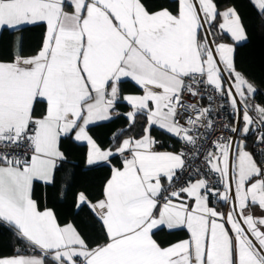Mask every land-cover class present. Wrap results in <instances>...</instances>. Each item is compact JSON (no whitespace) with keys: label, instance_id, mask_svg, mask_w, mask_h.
<instances>
[{"label":"snow or ice","instance_id":"obj_1","mask_svg":"<svg viewBox=\"0 0 264 264\" xmlns=\"http://www.w3.org/2000/svg\"><path fill=\"white\" fill-rule=\"evenodd\" d=\"M248 2L264 31V0ZM247 40L216 0H0V264H264V104L235 61ZM69 197L87 236L49 207Z\"/></svg>","mask_w":264,"mask_h":264},{"label":"trees","instance_id":"obj_2","mask_svg":"<svg viewBox=\"0 0 264 264\" xmlns=\"http://www.w3.org/2000/svg\"><path fill=\"white\" fill-rule=\"evenodd\" d=\"M220 10L228 6L234 5L238 13L240 14L243 24L247 30L248 40L241 42L236 48L235 61L238 70H243L248 79L253 82L257 93L253 103L264 104V31L261 30L260 20L257 17L256 11L249 4L248 0H216ZM41 30H36L33 33L27 34V39L30 43L35 44L42 39L40 35ZM125 92L138 91L131 83L123 86ZM127 107L124 105L119 106V111H127ZM123 123L122 119H116L111 123H102L99 127H93L92 132L96 135L100 141H106L111 131L120 127ZM153 134L158 139H164L167 142V137L162 136L156 130H153ZM167 149V143L165 147ZM170 150V149H168ZM107 175V170L100 168L92 172L87 173L82 179L90 184L91 189L100 187V182ZM90 189V190H91ZM42 196L41 194H38ZM49 207H54L57 211L58 217L61 223H65L69 220L74 221L78 229L85 236L91 233V222L88 221V210H82L79 215H76V209L73 206L71 197L67 202H53L49 203ZM184 233H176L174 235H168L167 232H159L156 235L158 240L175 241L178 238H183ZM10 239L7 233L0 235V249L6 254L10 253Z\"/></svg>","mask_w":264,"mask_h":264},{"label":"built area","instance_id":"obj_3","mask_svg":"<svg viewBox=\"0 0 264 264\" xmlns=\"http://www.w3.org/2000/svg\"><path fill=\"white\" fill-rule=\"evenodd\" d=\"M225 115V113H221V116L223 117ZM220 123H224L225 121L223 120V119H221L220 121H219ZM225 135H227L226 133H225ZM161 149H165V148H161Z\"/></svg>","mask_w":264,"mask_h":264},{"label":"crops","instance_id":"obj_4","mask_svg":"<svg viewBox=\"0 0 264 264\" xmlns=\"http://www.w3.org/2000/svg\"><path fill=\"white\" fill-rule=\"evenodd\" d=\"M154 135V134H153ZM155 136V135H154ZM160 150H168V149H160Z\"/></svg>","mask_w":264,"mask_h":264},{"label":"rangeland","instance_id":"obj_5","mask_svg":"<svg viewBox=\"0 0 264 264\" xmlns=\"http://www.w3.org/2000/svg\"><path fill=\"white\" fill-rule=\"evenodd\" d=\"M166 149V148H165Z\"/></svg>","mask_w":264,"mask_h":264}]
</instances>
